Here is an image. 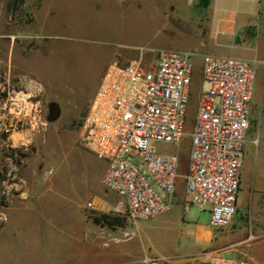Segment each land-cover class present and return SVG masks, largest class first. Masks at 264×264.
<instances>
[{
	"label": "rangeland",
	"instance_id": "rangeland-1",
	"mask_svg": "<svg viewBox=\"0 0 264 264\" xmlns=\"http://www.w3.org/2000/svg\"><path fill=\"white\" fill-rule=\"evenodd\" d=\"M9 2L0 0V208L36 178L35 172L53 167L52 195L66 206H83L88 220L109 237L132 236L137 246L134 251L124 252L131 261L144 264L141 260L145 253L176 261L186 259L190 250L200 247L192 226H208L212 220L210 206L190 203L185 188L192 131L204 87L203 57L210 54V45L190 28H183L176 15L154 24L143 10L124 7L120 0H115L112 8L109 4L108 8L75 4L66 11L61 27L46 30L35 24L42 0H25L16 11H11ZM131 31L137 42L135 50L184 49L194 53V84L184 140L181 144L157 143L159 151L179 155V186L172 195H166L171 203L167 212L138 219L115 209L102 211L97 200L106 193L102 184V166L106 163L81 140L83 121L107 67L115 60L114 50L127 48L120 41ZM20 56L27 59L22 64ZM251 63L256 80L247 139L255 137L258 143L253 147H258L259 140H264V52L255 51ZM46 77L55 81L65 103ZM15 132L26 134L29 140L15 142ZM253 173L254 164L246 157L239 206L233 218L236 225H244L256 213L250 201ZM110 196L123 201L117 193L111 192ZM89 200L97 201L96 210L86 208ZM105 214L118 220L108 224L102 219Z\"/></svg>",
	"mask_w": 264,
	"mask_h": 264
},
{
	"label": "built area",
	"instance_id": "built-area-1",
	"mask_svg": "<svg viewBox=\"0 0 264 264\" xmlns=\"http://www.w3.org/2000/svg\"><path fill=\"white\" fill-rule=\"evenodd\" d=\"M194 53L163 49L148 64H111L82 124L84 146L106 162L102 184L123 197L115 209L130 219L167 212L178 184L179 155L157 143L181 144L194 84ZM256 70L250 61L206 54L192 131L186 197L209 205L211 225H229L237 211ZM52 170H50V173ZM86 208L96 210L89 200ZM252 238V236H251ZM144 264H169L145 255ZM206 264H249L211 252Z\"/></svg>",
	"mask_w": 264,
	"mask_h": 264
},
{
	"label": "crops",
	"instance_id": "crops-1",
	"mask_svg": "<svg viewBox=\"0 0 264 264\" xmlns=\"http://www.w3.org/2000/svg\"><path fill=\"white\" fill-rule=\"evenodd\" d=\"M114 1L42 0L41 11L35 14V24L44 30L58 28L66 21V11L69 12L68 9L75 4L81 7L103 5L106 8L109 4L112 8ZM120 1L124 7L143 10L148 21L154 24L164 23L167 17L176 15L183 28H190L204 44L210 45L208 53L212 55L234 56L251 62L255 51L264 52V0ZM120 42L127 48L115 49V60L111 64L126 65L133 61L148 64L158 54L150 50H135L137 42L133 31ZM19 60L22 64L27 59L20 56ZM22 74L19 71V75ZM46 82L64 102L65 97L55 81L46 77ZM257 143L255 137L247 139L243 161L244 166L247 157V161L249 159L254 164L250 201L256 213L252 220L236 225L233 219L221 228L195 223L192 230L200 247L190 250L186 259L176 261L164 256V262L206 264L209 253L217 252L245 259L249 264H264V140H259V146L253 147ZM105 169L106 164L102 166V176ZM50 170L35 172L36 178L0 208V264H139L124 255L126 250L134 251L137 246L132 242V236L125 239L109 237L88 220L83 206H66L52 195L50 189L55 170L53 167ZM242 176L243 167L240 190ZM111 192L116 193L106 189L105 196L97 200L103 212L116 209L121 203V200L110 196ZM238 206L237 200V210Z\"/></svg>",
	"mask_w": 264,
	"mask_h": 264
},
{
	"label": "trees",
	"instance_id": "trees-1",
	"mask_svg": "<svg viewBox=\"0 0 264 264\" xmlns=\"http://www.w3.org/2000/svg\"><path fill=\"white\" fill-rule=\"evenodd\" d=\"M24 1L25 0H10V6H11V11H16L18 8H19V6L22 4V3H24ZM95 219V221H97V222H99V221H101V219L100 218H94ZM102 219L104 220V221H106L108 224H113V221H116V220H118V219H113V218H111V216L110 215H103L102 216ZM113 220V221H112Z\"/></svg>",
	"mask_w": 264,
	"mask_h": 264
},
{
	"label": "bare ground",
	"instance_id": "bare-ground-1",
	"mask_svg": "<svg viewBox=\"0 0 264 264\" xmlns=\"http://www.w3.org/2000/svg\"><path fill=\"white\" fill-rule=\"evenodd\" d=\"M18 96H20V95H18ZM23 97H25L24 95H23ZM21 99V98H20ZM34 118V117H33ZM37 124V123H36ZM26 135V134H25ZM23 133H16L15 132V134H14V136H13V138H14V141L15 142H17V141H21L22 142V140L25 138V140H26V142L29 140L28 138H26V136H25Z\"/></svg>",
	"mask_w": 264,
	"mask_h": 264
}]
</instances>
